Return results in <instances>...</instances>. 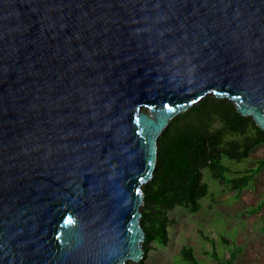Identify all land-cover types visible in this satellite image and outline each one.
I'll return each instance as SVG.
<instances>
[{"label":"water","instance_id":"1","mask_svg":"<svg viewBox=\"0 0 264 264\" xmlns=\"http://www.w3.org/2000/svg\"><path fill=\"white\" fill-rule=\"evenodd\" d=\"M207 94L264 130V0H0V264L140 261L158 137Z\"/></svg>","mask_w":264,"mask_h":264},{"label":"trees","instance_id":"2","mask_svg":"<svg viewBox=\"0 0 264 264\" xmlns=\"http://www.w3.org/2000/svg\"><path fill=\"white\" fill-rule=\"evenodd\" d=\"M259 145H264L262 130L247 115L240 114L228 98L206 95L189 109L175 115L158 137L157 160L152 178L143 184L144 204L140 223L145 230L144 254L140 261L125 264H146L152 242H168V212L177 206L199 211L201 199L208 195L209 185L204 171L231 188L240 190L264 166V158L237 175L228 174L226 160L242 161ZM181 263L198 264L193 248L184 246ZM230 256L223 264H232Z\"/></svg>","mask_w":264,"mask_h":264},{"label":"rangeland","instance_id":"3","mask_svg":"<svg viewBox=\"0 0 264 264\" xmlns=\"http://www.w3.org/2000/svg\"><path fill=\"white\" fill-rule=\"evenodd\" d=\"M259 158H264V145L257 146L245 160H226L228 174L254 167ZM203 178L209 193L201 199L200 210L180 206L170 210L168 242H152L145 263L185 264L178 258L183 247L190 246L198 264H223L231 255L232 264H264V166L240 190L215 179L207 170Z\"/></svg>","mask_w":264,"mask_h":264}]
</instances>
